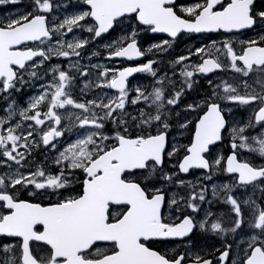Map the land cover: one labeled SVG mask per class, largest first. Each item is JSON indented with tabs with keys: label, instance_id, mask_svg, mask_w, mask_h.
I'll return each instance as SVG.
<instances>
[{
	"label": "snow or ice",
	"instance_id": "6c2138e0",
	"mask_svg": "<svg viewBox=\"0 0 264 264\" xmlns=\"http://www.w3.org/2000/svg\"><path fill=\"white\" fill-rule=\"evenodd\" d=\"M9 2L20 0L0 5ZM61 9L62 18L53 14ZM117 29L122 35L89 52ZM243 29L259 39L242 41L238 53L227 37ZM142 32L168 38L145 49ZM213 33L226 38L205 36L209 43L169 61L173 77L180 66L178 88L163 59L148 58L170 54L183 37ZM102 52L108 61L146 62L93 64ZM193 55L198 63H188ZM216 71L239 79H208L211 90L186 103L194 77ZM136 73L153 78L151 91L132 85ZM29 89L22 105L17 96ZM0 98L7 105L0 117L3 264H223L234 245L232 264H264V164L241 159L245 150L264 159V4L257 11L254 0H30L0 22ZM241 108L247 119L236 118ZM225 140L230 151L218 153ZM36 149L55 155L38 163ZM197 170L208 182L228 174L231 183L211 185L212 197L223 193L230 205L228 226L223 217L209 222L210 211L196 219L209 189L200 184L197 192L180 174ZM189 187L190 195L179 194ZM249 188L247 198L235 194ZM197 227L224 238L217 261L191 252L193 244L166 250L177 238L191 240Z\"/></svg>",
	"mask_w": 264,
	"mask_h": 264
},
{
	"label": "flooded vegetation",
	"instance_id": "af4514ba",
	"mask_svg": "<svg viewBox=\"0 0 264 264\" xmlns=\"http://www.w3.org/2000/svg\"><path fill=\"white\" fill-rule=\"evenodd\" d=\"M30 0H20V2L18 4L13 5L12 3H6L9 5V9L6 13H2V5H0V22H4L6 17H10L12 15H14L15 13H17V9H21L20 11H24L26 6L29 4ZM194 0H178V4H188V3H193ZM254 3L256 5V10L259 11L260 10V6L262 4H264V0H254ZM4 4V5H6ZM13 9L14 14H12L11 10ZM122 35V33L120 32L119 29H117L116 32L111 33V35H105L104 38L100 41H102L103 43H110L112 40L116 39V37ZM205 36H209L210 39H214L217 41H221L223 39H225L226 37L224 36H220L218 34H191L192 38L189 37H183L180 41H178L177 43H175L173 45V49L171 50V53L173 50L175 49H179L175 56L172 57V59H174L175 57H177L178 55H188L187 49L186 47L188 46V44L190 43H194L195 47L197 46H201L202 44H207L210 42L209 39H205ZM168 38L167 36L164 35H158V34H152V33H141L140 36L138 37V40L140 41V43L142 44V46L146 49L150 44L152 43H159L161 40ZM232 39L235 42L236 45V51L239 53L240 48H241V42L242 41H247L248 39H259V36L257 35V31L256 30H250V29H243L240 30L239 33H237L235 36H230L227 37ZM34 46V45H33ZM183 48V49H182ZM182 49V50H181ZM106 53V52H103ZM171 53L170 54H166L169 57L165 58V62H164V68L167 71V74L169 77H173V70L169 64V61L172 60L171 59ZM165 55V57H166ZM106 54H103V57H105ZM148 58H155L153 57L151 54L148 55ZM192 61H196L197 63L199 62V57L193 55L191 57ZM116 63V67H119L121 65L128 67V66H135L136 63H143L146 62L145 59H141L139 61H126V60H115L114 61ZM175 72L177 74H175L176 77L178 78H182L180 77V66H177L175 68ZM174 76V77H175ZM173 77V78H174ZM197 78H199V80L201 79L202 81L199 83V80H197ZM194 79L197 81V83H195L194 85H197L196 87H202V89L204 90V92H202L199 96V99L203 96V94H205L206 92H209L211 89L209 88V85L207 83L208 79L213 80L214 83H219L223 80H228L229 82H231L232 80H234V75L230 72V71H216L214 73H209L207 74V77H204L202 75H196L194 77ZM236 80L239 79V77L237 76L235 78ZM132 83L133 86L136 85H142L144 86L146 89H150L152 88L151 86L154 83L153 78L146 73H137L135 76L130 77L129 79ZM38 86V85H37ZM109 94H117L115 92V90H108ZM34 94L33 90H25V92L23 94H20L19 96H17L18 101L23 105L25 104V102L28 99V96ZM191 92H187L186 95L190 96ZM186 95L184 97L185 102H187V98ZM86 98L90 99V96L87 95ZM6 103L5 101L0 98V117H4L6 115V113L3 111V109L6 107ZM181 107H184V104L181 105ZM179 110V109H178ZM236 113V118L237 119H247L246 117L248 116V112L245 111L244 108H241L239 110H235ZM111 125H109L110 127ZM182 143H186V140H182ZM230 151L229 149V141L225 140L222 144H220L217 148V152L218 153H228ZM47 155L49 157H52L55 155L54 152H41L40 149H36L34 151V156L38 157L40 161H43L44 156ZM241 159H245V160H251L254 161L255 164L260 165V164H264V159H262L258 154H249L247 153V151L245 150L244 155L241 157ZM49 162H51V159H49ZM3 171V169H2ZM197 172H202L200 170L195 171L193 174L189 175V174H180V178L186 180V181H193V182H197V188L196 191H199V185L200 184H206L209 191L207 192V200L201 205L202 211L198 214H196V219L197 220H203L205 219V211H210L212 213L211 216L208 217L209 222H212L214 220H216L219 217H223L224 221H225V226L227 225V220L229 219L228 217V213L230 210V205L224 203V194L221 193L220 196L218 198H213L211 195V185L212 183L215 184H223V183H231V180L228 176V174L226 173H222L219 175H214L213 180L211 182H208L206 180H202L200 179L201 177H203L202 173L197 174ZM261 187H264V185H261ZM173 191H177V189L173 188ZM252 189L249 188L248 192L245 193L243 192V190H237L236 191V195L240 198H247L248 195L252 194ZM179 194L181 196H188L191 194V188H182L179 189ZM261 196V193L259 191V188L255 191V197L259 198ZM24 197H27V193H24ZM22 197V198H24ZM46 199V198H45ZM208 201H211V203H208ZM190 210H188V212L186 214H189ZM173 215H175V213H173ZM191 235V240H188L187 238H184L183 240H181L180 238H177L173 241H171L167 246H166V250L169 252V254H172V250H175L176 253H182L185 252L187 249V245L189 244H193L194 247L190 250L191 252L195 253V252H199L200 255H202L204 258L206 259H211L214 262L218 260L220 252L223 251L224 249V243L222 242L224 240V238L220 235H217L215 233H212L211 231H202L199 229V227H197L196 229H194L193 233L190 234ZM233 239V237L231 235L228 236L227 238V242H231ZM237 240H239V237H236ZM11 242V241H9ZM239 258V250L237 249V247L234 245L232 251L230 252L229 258L227 260H225L223 262V264H232L233 260H236ZM4 262V255L2 252H0V264H3ZM185 264H190V261H185Z\"/></svg>",
	"mask_w": 264,
	"mask_h": 264
},
{
	"label": "rangeland",
	"instance_id": "374dc122",
	"mask_svg": "<svg viewBox=\"0 0 264 264\" xmlns=\"http://www.w3.org/2000/svg\"><path fill=\"white\" fill-rule=\"evenodd\" d=\"M63 2H66V3H72V2H75V0H63ZM3 8H2V13H6L7 11H8V9H9V5H3L2 6ZM69 11H71V8H69ZM14 12L15 11H12V14H14ZM54 15H57V16H60L61 18L63 17V15H64V11H63V9H61L60 11H54V13H53ZM77 34H79V33H77ZM70 36H71V34H69ZM86 35V34H85ZM103 44H105V43H103L102 41H99V42H97V43H94L92 46H91V48H90V50H89V52L90 51H92V50H98V49H100L101 48V46L103 45ZM190 48H192L193 49V45H190V46H188V49H190ZM183 49V48H182ZM181 49V50H182ZM178 51V49H175V50H173L172 51V53H171V59H172V57L173 56H175V54H176V52ZM194 51V50H193ZM187 52H188V50H187ZM103 54H106V53H103L102 52V55L100 56V57H97V58H94L93 60H92V63L93 64H95V63H100V64H105V65H107V66H109V67H116V63L114 62V61H108V60H106V59H104V57H103ZM169 56L168 55H166V58H168ZM156 59H163V61L165 62V57H164V55H158V56H156L155 57ZM61 60H62V58H61ZM61 60H56V59H53V63H61ZM84 62H87L86 60L84 61ZM191 64H195V63H197L196 61H192V62H190ZM64 65H65V67L67 66V61H64ZM160 67L161 68H164V63L163 64H161L160 65ZM189 70H191V69H189ZM95 75H96V73H95V70H93V75H92V79H94L95 78ZM237 76H234V79L236 78ZM197 80H199V78H197ZM202 80L200 79L199 80V83L201 82ZM82 84H83V81H81L80 82V86H82ZM197 85H193V90L191 91V94H190V96H187L186 95V98H187V102L186 103H191L192 102V100H194V99H196V100H198L199 99V96H200V94L202 93V92H204V90L202 89V87H196ZM76 91L77 92H79V88H77L76 89ZM89 96H91V94H88ZM112 95H115V94H112ZM90 98H92V97H90ZM140 107H145V105H140ZM145 110H148L146 107H145ZM135 114H136V110H135V112H134ZM247 118V117H246ZM38 159L36 158V161H37ZM41 162V161H40ZM49 163H51V162H49ZM204 176V175H203ZM193 184H198L197 182H193V181H191Z\"/></svg>",
	"mask_w": 264,
	"mask_h": 264
}]
</instances>
